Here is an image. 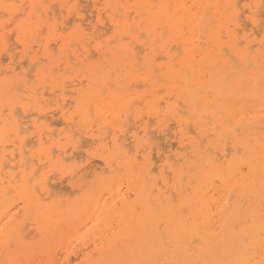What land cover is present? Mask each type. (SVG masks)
Instances as JSON below:
<instances>
[{
    "label": "bare ground",
    "instance_id": "obj_1",
    "mask_svg": "<svg viewBox=\"0 0 264 264\" xmlns=\"http://www.w3.org/2000/svg\"><path fill=\"white\" fill-rule=\"evenodd\" d=\"M80 1L0 9V258L264 264V0Z\"/></svg>",
    "mask_w": 264,
    "mask_h": 264
},
{
    "label": "rangeland",
    "instance_id": "obj_2",
    "mask_svg": "<svg viewBox=\"0 0 264 264\" xmlns=\"http://www.w3.org/2000/svg\"><path fill=\"white\" fill-rule=\"evenodd\" d=\"M84 3H83V2ZM89 0H81L80 1V9H83V11H84V17H86V18H88V16L90 17V16H92V18L90 19L91 21H92V23H94V19H95V12L93 13H91L90 12V10H92L90 7H87L86 8V6L88 5V4H90V1L88 2ZM240 1V0H239ZM238 1V2H239ZM82 3V4H81ZM87 3V4H86ZM100 3H102V1L100 2ZM244 5V6H243ZM83 6V7H82ZM85 6V7H84ZM247 7H248V0H241V2L240 3H238V7H236V9L237 8H239V9H237V13H238V11H239V15H238V17H240V18H242L243 17V19H241V20H239V22L241 21V24H244L245 25V27H247V28H245V29H248L249 28V30L250 31H248L247 30V33L246 34H244L245 32H242V33H240V37L242 36V35H247V36H249L250 37V39H249V37H247V39L248 40H253V39H255V41H254V44H256L257 42H258V40H259V36L258 35H255V34H258L257 32H254L253 33V31H252V29L253 28H250L251 26H250V24L245 20V16L248 14L247 12H248V9H247ZM85 8V9H84ZM242 10H243V14L241 15V13H242ZM261 11V13H262V11H263V9H261L260 10ZM244 12H246V13H244ZM91 13V14H90ZM87 14V15H86ZM244 15V16H243ZM263 15H264V13H263ZM262 15V16H263ZM71 17V16H70ZM69 17V18H70ZM239 18V19H240ZM262 19L261 20H264L263 19V17H261ZM5 20V18H3L2 20H1V22L2 21H4ZM75 20V19H74ZM73 19H71L70 20V24H69V26L72 28V22L74 21ZM245 21V22H244ZM59 21H57V24H59L58 23ZM59 25H57V27H56V29H58L57 30V33L58 34H63L62 33V30H61V27L59 26ZM82 26H83V28L85 27V25H83L82 24ZM59 29H60V31H59ZM255 30V29H254ZM43 31H45V29L43 30ZM246 31V30H245ZM256 31V30H255ZM61 32V33H60ZM250 32H252L251 33V36L250 35H248V34H250ZM66 33V32H65ZM46 35V33L44 32H42V36H45ZM64 35V34H63ZM255 36V37H254ZM15 38H16V35L15 34H13V37H12V40H11V38H10V43L11 44H13V43H15ZM257 38V39H256ZM12 41H13V43H12ZM20 48L18 47V50H19ZM6 56L4 55L3 56V58H4V62H2V64H1V62H0V65H1V68H0V70H3L4 69V67L5 66H7L8 65V60H6V58H5ZM2 58V59H3ZM6 60V61H5ZM158 62H163V60H158ZM4 65V66H3ZM23 68L24 67H26V64L24 63L23 65ZM16 72H19V70L17 69V71ZM13 84H15V82H13ZM33 84V83H32ZM143 89H139V91H142ZM55 107L52 105V106H48V107H45V110H46V112L48 113V112H51L53 109H54ZM50 111H49V110ZM143 116V120H145L146 119V116H145V114H142ZM56 117V118H55ZM55 117L53 118V119H50V121H51V123H50V121L48 120V125H50L49 126V128L55 133L56 132V130L58 131V130H60V129H62L63 128V126H62V123H61V121H58L59 120V117H58V115L56 116L55 115ZM55 122H54V121ZM57 120V121H56ZM52 121H53V123H52ZM146 121V120H145ZM47 123V122H46ZM51 124H54V125H52L51 126ZM169 126H171V123H169L168 124ZM57 126V127H56ZM57 128V129H56ZM152 128L153 127H151L150 128V131L152 130ZM152 133H153V131H151ZM154 134H155V132L152 134L153 136H154ZM158 134H155V136H157ZM154 136V137H155ZM159 136V135H158ZM56 137L54 136V139H55ZM156 139H160V136L157 138L156 137ZM155 138H154V142H156V141H158V140H156ZM156 140V141H155ZM162 139H160L159 140V143L158 142H156L158 145H160V146H164L162 143V141H161ZM170 141H172V140H170ZM169 141V142H170ZM161 142V143H160ZM61 143H63V141H61ZM171 144H172V142H171ZM173 145H174V141H173ZM176 147V146H175ZM35 148H32L31 149V151H33ZM82 156L84 157V159L82 160V162L80 161H78V164L79 163H83V165H84V162H85V156L82 154ZM80 159H81V157H80ZM79 159V157H78V160H80ZM75 160V159H74ZM74 162H76V160L75 161H73V163ZM69 163H71V162H69ZM76 164V163H75ZM63 186L60 184V188L61 189H63L62 188ZM65 191H67L66 189H64V191L62 192V195L60 196V197H62V196H65V195H63V193L65 194ZM85 236V235H84ZM93 235H87V236H85V239L83 240V241H79V242H77V241H74V240H72V244L71 245H69L68 247H67V249L65 250L64 248H63V246H60V247H56L55 249H53L52 251H51V253H50V255H46V254H44V253H42V252H40V251H38L37 250V248H35V249H33V250H30V252H29V257H28V261L26 262V260H24L23 259V257L22 256H20L19 254H9V255H12L11 257V260L10 259H7L6 258V256H2L1 258H0V263L1 264H66V263H64L65 262V258L67 257V255H68V258H69V264H79V262H80V259H81V256H82V254H85V253H87V252H89V251H91V250H93V248H94V246L92 245V243H93ZM37 242H38V238H35V239H30L29 238V240L27 239V241H25V243H27V244H29V245H32L31 246V248L34 246V247H36L37 246ZM91 242V243H90ZM87 244V245H90V247H88V248H86L85 249V245ZM84 248V249H83ZM90 248V249H89ZM83 249V250H82ZM12 250H13V248L12 247H10V249H9V252H12ZM2 251V250H1ZM82 251V252H81ZM78 256V258H76L77 256ZM8 257V256H7ZM43 257V258H42ZM22 260V261H21ZM7 261V262H6Z\"/></svg>",
    "mask_w": 264,
    "mask_h": 264
},
{
    "label": "snow or ice",
    "instance_id": "obj_3",
    "mask_svg": "<svg viewBox=\"0 0 264 264\" xmlns=\"http://www.w3.org/2000/svg\"><path fill=\"white\" fill-rule=\"evenodd\" d=\"M23 7L22 5H15V4H9L5 3V0H0V9H3L5 11V19H11V21L14 23L16 19L20 18V15L18 14L19 8ZM10 10H15V13Z\"/></svg>",
    "mask_w": 264,
    "mask_h": 264
}]
</instances>
